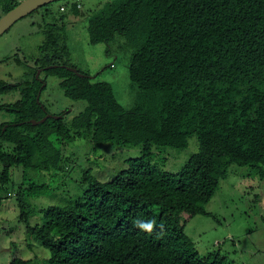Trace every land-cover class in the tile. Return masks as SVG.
<instances>
[{"label": "trees", "instance_id": "obj_1", "mask_svg": "<svg viewBox=\"0 0 264 264\" xmlns=\"http://www.w3.org/2000/svg\"><path fill=\"white\" fill-rule=\"evenodd\" d=\"M21 1L0 0V17ZM49 6L39 8L41 20H50L37 46L41 57L32 66L17 60L26 68L21 82L0 80V95L20 89L19 100L0 106L16 116L0 122V188L14 167L48 178L65 172L64 150L78 140L139 146L141 154L110 181L85 171L81 197L41 210L35 225L28 222V198L41 196L46 185L23 174L18 220L47 254L34 264H231L219 250L200 256L179 220L180 214L213 217L205 205L228 177L218 170L226 163L256 168L264 180V0H125L89 19L91 45H105L106 56L129 53L127 107L110 83L96 80L104 68L92 76L69 63L65 26ZM48 77L86 108L41 122ZM193 135L198 151L176 172L151 162L153 148L182 151ZM138 219L155 221L152 231L136 226ZM9 264L27 262L13 257Z\"/></svg>", "mask_w": 264, "mask_h": 264}, {"label": "rangeland", "instance_id": "obj_2", "mask_svg": "<svg viewBox=\"0 0 264 264\" xmlns=\"http://www.w3.org/2000/svg\"><path fill=\"white\" fill-rule=\"evenodd\" d=\"M124 1L60 0L50 4L49 10L53 12V19L65 26L63 36L70 56L69 63L92 76L104 68L96 80L110 83L118 102L127 107L131 98L129 53L113 51L106 56L105 45H91L86 30L89 19L107 15ZM76 9H80V15ZM41 10L21 18L0 36L1 81L8 84L21 82L26 72L23 64L32 66V58L41 57L37 46L43 39L44 24L50 21L48 18L41 20ZM55 60L62 62L58 58ZM110 65L113 67L110 68ZM45 85L40 101L49 115L58 116L67 112L68 118H71L86 108L84 101H72L63 96L57 78H46ZM19 99L20 89L11 90L0 95V106ZM15 120V115L0 109V122ZM152 151L154 157L151 162L157 168L176 172L190 155L198 151V143L193 135L182 151L170 148H153ZM64 152L67 155L65 172L52 178L35 171L24 173L16 167L10 170V181L0 188V196L4 197L0 204V264H9L13 257L34 264L35 259L43 260L47 256L37 241L27 237L25 224L18 220L16 193L25 182L23 174L30 183L46 185L41 196L28 198L33 211L28 222L30 225L40 224L41 210L51 205H68L81 197L87 187L82 182L85 171L90 170L98 181H110L125 167L126 160L140 156L141 148L115 147L110 143L96 145L88 140H78ZM224 169L228 177L219 181L216 193L205 205L206 211L213 217L180 214L181 234L194 244L200 256L219 250L231 264H264V180L259 178L256 168L227 163L218 168L219 171Z\"/></svg>", "mask_w": 264, "mask_h": 264}, {"label": "water", "instance_id": "obj_3", "mask_svg": "<svg viewBox=\"0 0 264 264\" xmlns=\"http://www.w3.org/2000/svg\"><path fill=\"white\" fill-rule=\"evenodd\" d=\"M60 0H23L16 7L8 11L6 14L0 17V36L3 35L8 29L21 18L29 15L33 11L39 9L42 6L52 4ZM39 73V72H38ZM58 119L59 116H52L46 114L40 121H45L48 118ZM37 123L33 121L32 124Z\"/></svg>", "mask_w": 264, "mask_h": 264}, {"label": "clouds", "instance_id": "obj_4", "mask_svg": "<svg viewBox=\"0 0 264 264\" xmlns=\"http://www.w3.org/2000/svg\"><path fill=\"white\" fill-rule=\"evenodd\" d=\"M136 226L140 227L141 229H144L148 232L152 231V228L155 224V221H150V222H142L139 219L135 222Z\"/></svg>", "mask_w": 264, "mask_h": 264}, {"label": "built area", "instance_id": "obj_5", "mask_svg": "<svg viewBox=\"0 0 264 264\" xmlns=\"http://www.w3.org/2000/svg\"><path fill=\"white\" fill-rule=\"evenodd\" d=\"M77 6L79 7V4H77Z\"/></svg>", "mask_w": 264, "mask_h": 264}]
</instances>
